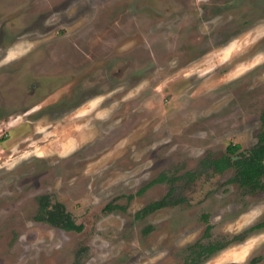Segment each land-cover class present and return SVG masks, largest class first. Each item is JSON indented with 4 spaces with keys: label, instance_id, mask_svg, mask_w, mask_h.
Wrapping results in <instances>:
<instances>
[{
    "label": "rangeland",
    "instance_id": "obj_1",
    "mask_svg": "<svg viewBox=\"0 0 264 264\" xmlns=\"http://www.w3.org/2000/svg\"><path fill=\"white\" fill-rule=\"evenodd\" d=\"M263 113L264 0H0V264H264V190L186 177Z\"/></svg>",
    "mask_w": 264,
    "mask_h": 264
},
{
    "label": "trees",
    "instance_id": "obj_2",
    "mask_svg": "<svg viewBox=\"0 0 264 264\" xmlns=\"http://www.w3.org/2000/svg\"><path fill=\"white\" fill-rule=\"evenodd\" d=\"M262 120L263 124L257 137L258 142L254 147L243 150L241 145L231 143L227 146L225 154H222L219 157H205L200 162L198 169L187 173L186 177H188L190 181H195L203 171L208 170L215 174H222L232 169L235 172L232 181L236 182L240 188L251 193L264 190V113ZM165 180H167L165 176L157 178L143 188L139 194L144 192L148 187ZM173 192L174 188L171 187L170 192L166 197L147 205L138 213L137 218H141L157 210L177 204L178 202H174L171 199ZM38 200L39 213L36 220L48 222L53 226L67 231L81 232L83 230L84 226L75 222L72 214L67 211L64 204L60 202L53 204L48 195H43L39 197ZM112 209V205L108 204L104 210L110 211ZM205 220H207V217H205ZM261 227H264V223L250 228L249 231ZM210 229L211 226H208L206 229V235L209 234ZM225 247L226 245L221 243H211L208 245L198 243L193 246L192 252H190L191 259L186 261L185 264H199L203 258L210 257Z\"/></svg>",
    "mask_w": 264,
    "mask_h": 264
},
{
    "label": "flooded vegetation",
    "instance_id": "obj_3",
    "mask_svg": "<svg viewBox=\"0 0 264 264\" xmlns=\"http://www.w3.org/2000/svg\"><path fill=\"white\" fill-rule=\"evenodd\" d=\"M37 88H38V86H37V84H35L34 89H37ZM25 95H26V94H25ZM23 102L25 103L26 101L23 100Z\"/></svg>",
    "mask_w": 264,
    "mask_h": 264
}]
</instances>
